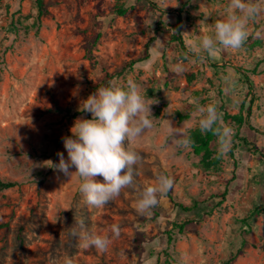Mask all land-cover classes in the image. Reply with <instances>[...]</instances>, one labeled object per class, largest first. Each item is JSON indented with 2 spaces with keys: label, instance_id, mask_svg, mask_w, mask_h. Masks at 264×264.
I'll return each instance as SVG.
<instances>
[{
  "label": "rangeland",
  "instance_id": "1",
  "mask_svg": "<svg viewBox=\"0 0 264 264\" xmlns=\"http://www.w3.org/2000/svg\"><path fill=\"white\" fill-rule=\"evenodd\" d=\"M43 1L39 17L37 0H0V177L17 183L0 189V264H62L64 256L74 264H264V16L250 23L243 48L201 62L190 46L212 32L228 0ZM178 62L182 75L171 72ZM129 78L158 100L155 128L135 145L136 181L161 171L174 179L150 217L136 213L129 188L88 206L75 173L46 166L58 152L67 159L63 137L74 120L91 118L80 103ZM213 102L235 135L223 157L216 139L218 161L205 168L191 146L165 145L163 118L199 129L196 105ZM241 113L243 123L234 118ZM74 217L110 237L106 252L78 247ZM187 221L180 232L176 224Z\"/></svg>",
  "mask_w": 264,
  "mask_h": 264
},
{
  "label": "clouds",
  "instance_id": "2",
  "mask_svg": "<svg viewBox=\"0 0 264 264\" xmlns=\"http://www.w3.org/2000/svg\"><path fill=\"white\" fill-rule=\"evenodd\" d=\"M262 16L264 0H228L222 18L216 20L212 32L192 44L190 53L202 62L217 50H240L248 40L250 23ZM184 71L181 62L171 68L175 75H182ZM155 104L158 100L148 97L143 84L131 78L125 82L109 81L97 87L78 107V111L90 113L91 118H76L70 128L71 135L63 137L67 159L63 152H58L59 162L47 160L46 166L68 177L75 173L80 181L78 190L88 206L104 207L122 190L129 188L137 195L136 213L150 217L152 210L174 187V179L166 171L157 173L152 182L136 181V166L142 156L135 145L155 128L151 107ZM165 113L172 116L174 111L165 110ZM192 116L202 134L212 132L217 137V154L226 156L231 150L235 129L223 121L218 105L214 102L197 104ZM163 119L166 121L165 145L189 148L191 129L183 123L176 126L170 119ZM98 176L103 180L96 179ZM74 219L69 235L78 241V247L95 248L101 253L108 250L111 243L108 235L89 228L82 217ZM111 234L119 237L120 226L113 224ZM62 264H74V261L71 256H64ZM184 264H188L186 258Z\"/></svg>",
  "mask_w": 264,
  "mask_h": 264
},
{
  "label": "trees",
  "instance_id": "3",
  "mask_svg": "<svg viewBox=\"0 0 264 264\" xmlns=\"http://www.w3.org/2000/svg\"><path fill=\"white\" fill-rule=\"evenodd\" d=\"M37 4H38V8H39V17L41 15H43L44 13L47 12L46 8H45V4L43 0H37ZM127 9L123 8V7H118V13L120 15H124L126 13ZM181 31L178 27V34L176 35L177 39H181ZM142 58H139L137 60H133L132 61V65H134L136 62L140 61ZM56 110L61 111L62 108L61 107H57ZM186 116H183L182 114H180V118L184 119ZM234 118L239 122V123H243L244 122V118L242 113L239 115L234 116ZM217 137L212 133V132H208L207 134H202L199 129H195V130H191V140H192V144H191V148L192 151L195 155L200 156L201 157V163L205 168H211L217 161L218 159L216 158V156H214L215 151H214V145L216 142ZM243 141L245 143H249L248 140L246 138H242ZM17 183L13 182V181H4L1 177H0V189H4V188H10L15 186ZM225 194H221V196H224ZM214 197V195H211ZM172 199V198H171ZM198 204V201L195 202V205ZM184 209L189 210L192 207H188V206H182ZM191 221H187L181 224H176V226L179 227V231L183 232L184 227L188 224H190ZM3 224L0 225V227H2Z\"/></svg>",
  "mask_w": 264,
  "mask_h": 264
}]
</instances>
